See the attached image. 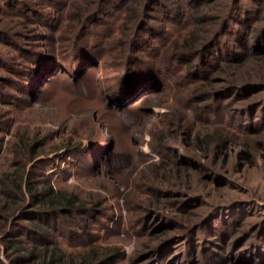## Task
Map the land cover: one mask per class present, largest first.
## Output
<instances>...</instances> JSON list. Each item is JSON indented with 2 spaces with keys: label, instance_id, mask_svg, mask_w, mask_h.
<instances>
[{
  "label": "rangeland",
  "instance_id": "rangeland-1",
  "mask_svg": "<svg viewBox=\"0 0 264 264\" xmlns=\"http://www.w3.org/2000/svg\"><path fill=\"white\" fill-rule=\"evenodd\" d=\"M22 1L31 4L26 11L0 0V264H16L8 240L35 210L28 188L23 195L8 194L7 175L13 180L23 175L26 186L30 182L37 190L52 186L88 206L69 218L72 226H84L80 236H56L66 257L96 250L98 264H201L202 251L208 243L213 248L222 229L228 231L217 242L226 255L223 264H264L240 259L264 228V129L237 127L236 109L250 97L231 93L236 86L264 85V52L252 48L207 81L189 76L185 65L171 71L167 66L192 35L196 49L179 51L198 62L237 2L256 12L249 40L264 37V0H165L183 8L181 35L154 56L166 67L160 82L124 108L111 88L123 68L127 41L144 20L146 0H132L134 14L119 13L105 25L87 20L100 0ZM37 11L46 22L38 20ZM99 38L104 48L98 61L83 63L80 78L66 74L43 90L48 74L32 88V97L20 89L31 64L25 48L48 49L62 62L78 43ZM220 92L226 93L221 104L233 101L221 106L225 113L219 119L206 107Z\"/></svg>",
  "mask_w": 264,
  "mask_h": 264
},
{
  "label": "trees",
  "instance_id": "trees-1",
  "mask_svg": "<svg viewBox=\"0 0 264 264\" xmlns=\"http://www.w3.org/2000/svg\"><path fill=\"white\" fill-rule=\"evenodd\" d=\"M131 1L132 0H100L99 5L96 6L87 20L89 19L90 24L105 25L111 18L118 16L119 13L132 11V14H134ZM202 1L207 2L209 0ZM196 3H198V1ZM2 4L10 8L15 7L21 11H26L31 5L30 2L22 0H3ZM175 7L174 4H170L165 0H146L145 13H143L144 20L141 21L142 23H140L137 28L135 27L136 29L127 41L123 68L120 70V76L116 82L117 84L111 88V90L114 91L113 97H115L117 101L116 104L119 108H124L126 104H128L130 98L149 89L153 84L159 83L161 77L164 76L162 72H166V67H163V65L160 67L156 64L160 61H156L154 56L159 48L167 46V42H169L171 38L176 36L175 39L177 42V39L181 35L178 33V28L183 23L182 18L184 14L183 11L180 10L183 8ZM151 10H154V12L157 11V13H153L152 16ZM35 15L41 22H46L45 16L42 15L40 11H37ZM256 17L255 10L252 11L247 6H239V2H237V6L232 8L228 15L229 19L227 18L228 20L224 21L217 35L207 41L205 48L200 51L198 62H196L195 58H191L186 54L183 55L184 53L179 51V49H196L198 40L195 35H192L190 37L187 36L188 38L186 37L181 41V45L176 48V54L171 58V63L167 66H170L171 71L172 67L180 68L185 65V67L187 66L189 69V76L194 79L207 81L210 79L211 73H217L223 70L228 62L237 61L243 56L252 53V48H257V51L255 50L254 52H264L263 36H253L254 40H249V32ZM151 18L161 21V24H158V21L156 23L153 21L151 22ZM143 24H145L144 27H142ZM93 42L94 43H88V45L86 42L84 44L78 43L77 47L71 49V54L69 53L66 55L68 60L61 59L62 62L57 58L60 57V55L52 56L53 54H51L48 49L33 51L25 48L24 58L31 64L29 68L26 69L24 83L21 82L20 84L18 82L20 89H24L26 91L25 93L29 97H32V88L38 86L48 74H50L48 81L44 82L41 87L43 90L54 78L64 79L66 74L70 77L73 76L75 79L80 78L82 76L79 75L81 74L80 69L82 66L85 63L98 61L101 50L104 48L100 38L93 40ZM72 71L75 72L73 73ZM166 78L169 79V77ZM263 86L264 85L261 87L257 84L236 86L231 92L236 93L239 91L238 97H250L249 101L243 103L241 107L236 109V111L240 109L239 116L236 118L235 122L241 131H259L264 129ZM262 91L263 93H261ZM225 96L226 93H218L216 95V103L206 107L207 112L209 114H214L219 119L224 116L225 111H223L221 106L223 104H231V101H233L228 100L221 104L219 101H221V97ZM208 113L207 115H209ZM230 117L231 116H229V120L232 121ZM21 148L22 144L16 147L18 150L17 156L22 158V154H19ZM7 176L5 177L6 179L4 178L3 180V185L10 191L8 194L11 196L23 195L28 188L31 191L32 203L35 206L33 214L27 218L29 222L23 224L19 229L14 228L11 232L13 238L8 240L11 249L17 253L14 260L16 264H27V259L32 261L39 259L38 264H98L101 255L96 250H91L90 255L81 254L78 256L66 257L65 252L61 249L59 242L56 240L57 235L68 236L73 240L80 236L78 234V229L84 226H82L80 222L72 226L69 218L76 214L82 215L86 213V211H88V206L86 204L78 202L74 196L56 192L52 186L37 190L28 182L30 184H28V187L26 186V180L23 175L21 178H17L20 182L13 180V178L11 179L12 176ZM25 213L26 210H23L22 215ZM222 221L224 223L228 220L223 218ZM233 223V227H235L237 224L235 222ZM260 231L253 236V240L249 246L250 249L241 253L240 259L247 260L248 262H264V230ZM227 232L228 231L221 229L216 237V243L213 248H209L208 244L210 243L207 244L206 249L204 248L205 250L202 251L204 254H202V258L200 259L202 262L201 264H223L226 261V255L224 256L223 253L219 251L221 246H219L217 242L223 241ZM28 242L32 244L30 248L26 245ZM23 245L27 247L23 248ZM22 249L28 252L29 256H27V258L22 255ZM36 252L42 254L36 256Z\"/></svg>",
  "mask_w": 264,
  "mask_h": 264
}]
</instances>
